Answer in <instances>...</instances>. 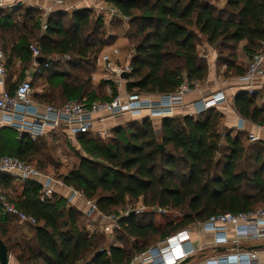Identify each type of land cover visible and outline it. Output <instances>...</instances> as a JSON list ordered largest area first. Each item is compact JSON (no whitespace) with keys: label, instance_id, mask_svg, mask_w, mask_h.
<instances>
[{"label":"trees","instance_id":"16d2710c","mask_svg":"<svg viewBox=\"0 0 264 264\" xmlns=\"http://www.w3.org/2000/svg\"><path fill=\"white\" fill-rule=\"evenodd\" d=\"M108 1L127 17L131 70L125 79L126 91L156 95L174 91L184 79L204 80L207 62L198 51L203 40L217 50V61L226 64V71L242 74L245 67L234 64L239 43L244 41L242 49L250 55L264 41V0H225L220 9L210 0ZM13 6L14 11L12 6L3 7L11 9L6 11L0 8V47L6 74L16 59L23 68L30 60L31 39L37 38L43 57L69 55L40 67L37 75L44 77L46 89L32 94L33 99L58 107L69 99H110L116 93L110 84L108 95L99 94L90 81L95 56L110 38L105 37L100 15L94 17L86 8L53 11L39 35L38 9L20 3ZM17 10L19 19H14ZM22 70L8 90L22 80ZM55 76L60 79L56 81ZM259 95L258 91H241L233 99L238 114L257 124L264 122V104L256 100ZM221 116L216 107H209L195 116L161 117L159 128L143 117L139 122L114 126L113 137L105 143L92 131L76 134L81 150L78 160L56 177L94 200L101 212L116 214L127 203L141 200L147 207L183 213L180 220L161 227L151 220L139 221L135 214L122 217L111 232L112 241L121 244L106 242L103 232L87 235L81 225L84 213L67 205L62 196L40 199L35 182L24 181L20 193L9 195L17 179L0 173L3 194L35 218L33 224H15L16 218L0 209V239L8 253L20 264H128L155 236L159 240L216 213L247 211L264 204L263 152L254 154L250 175L236 170L246 150L241 138L245 134L247 139V132L231 134L221 128ZM40 138L33 139L25 132L17 135L15 129L3 126L0 155H14L46 171L43 160L36 158L44 144ZM247 184L252 185L254 194L240 192ZM130 239L136 242L130 244Z\"/></svg>","mask_w":264,"mask_h":264},{"label":"built area","instance_id":"2783aa9c","mask_svg":"<svg viewBox=\"0 0 264 264\" xmlns=\"http://www.w3.org/2000/svg\"><path fill=\"white\" fill-rule=\"evenodd\" d=\"M55 3L68 1L81 2L84 0H53ZM18 0H0V8L11 7ZM73 9L74 3L71 5ZM109 16L120 14L115 5L107 8ZM50 11L43 9L40 15V28L46 27V17ZM127 19L126 16H124ZM31 58L42 56L37 44L28 46ZM118 47L112 46L109 50H101L95 56V63L103 66V78L106 80H125L121 77L123 72H129V61L116 63L113 57L119 55ZM69 55L61 54L54 57L46 56L39 62L40 67H48L52 61L68 59ZM264 76V41L259 49L248 55L245 71L236 78V86L241 91L253 94L262 85L260 103H264V85L257 79ZM5 58L0 47V125H8L15 129L17 135L27 133L31 138H36L47 131H66L69 139H74L79 132L92 131L99 135L105 132L95 126L103 124L109 118L122 115L130 117L159 118L174 116L176 110L195 116L209 107H216L224 102L227 97L222 90L204 91L200 88V81L182 80L172 92L163 94H140L137 91H119L110 99H69L60 106L41 104L32 98L33 87L30 79L20 80L12 91L5 87ZM92 78H95L92 75ZM198 90L200 96L195 101L187 102L185 94ZM242 121L244 118H240ZM250 142L264 141V122L256 125L254 132H247ZM0 173L8 174L16 179L35 182L39 185L40 199L49 197L54 182L62 184V180L49 172L40 170L35 165L22 160L14 155H0ZM70 187L68 201L80 198L85 203L84 216L86 223L83 230L87 235L96 230L111 234L118 227V220L128 216L131 212L142 210L145 205L140 203L136 207L126 205L116 214H104L92 199H87L81 191ZM139 201V200H138ZM0 209L16 218L20 223H35L32 215L17 208L0 189ZM159 210L164 208L159 207ZM103 218L110 223L102 224ZM98 222L100 225L98 226ZM199 231L209 232L214 244L223 245L224 250L218 252L207 260L206 264H264V208L247 211H225L211 215L200 221ZM242 241L256 243L255 248L246 249L240 245ZM197 247L189 237V229L181 228L171 235L160 240L154 246L134 257L128 264H179L182 260L195 255ZM9 257V253H8Z\"/></svg>","mask_w":264,"mask_h":264},{"label":"crops","instance_id":"0c3cea01","mask_svg":"<svg viewBox=\"0 0 264 264\" xmlns=\"http://www.w3.org/2000/svg\"><path fill=\"white\" fill-rule=\"evenodd\" d=\"M225 1V0H222ZM18 3H20V5H22L23 7H35L38 9L39 14L41 15V13L43 12V9H48L50 12L53 11H71L74 10L71 5L74 3V7L75 9H82V8H86V9H90L93 12V16L97 17V16H101L105 27H108L109 29V40L111 43L108 44L109 46H116L114 43L118 38H122L124 43L126 44V31L128 28V24H127V19L124 18V15H122L120 12V14H116V15H112L109 16L108 14V10H106L105 8H107L111 3L108 0H84L81 2H73V1H68V2H63V3H55L53 0H18ZM212 3V2H211ZM49 12V13H50ZM48 13V14H49ZM118 21L119 23H123L124 25V29L122 27H120V25L117 29V31L114 30L113 28V22ZM121 21V22H120ZM125 39V40H124ZM243 42H240L238 47L236 48V58L234 60V64L235 65H241L242 67H245L247 64V59H248V53H246L243 49H242V45ZM122 43V47H118L120 53L117 56L113 57V61H115L116 63H124L126 61H129L130 55H131V50L130 49H124L123 45H125ZM106 45V47L108 46ZM104 50V49H102ZM198 51L200 56L204 57L206 62H207V75L205 77L204 80L200 81V88L204 89V91L206 92H210V91H215V90H222L224 92V94L226 95L227 99L220 103L219 105L216 106L217 110L222 114L221 116V124L224 128L229 129L231 132H235L237 130H244L246 132H254L256 130V125L257 123L252 122L249 119L244 118L243 121L240 119L241 116L238 114L237 110L235 109L234 106V96L238 93L241 92V90L236 86V78L241 75V73H232L231 71H226V64L225 63H219L217 61L218 58V54H217V50L212 47L211 45H209L208 43H206L204 40L202 42V44L200 46H198ZM38 61L35 59V61L30 57V60L25 64L24 68H23V64L20 62L19 59H16L13 62V65L10 66L7 69V74H6V83H5V87L11 86L15 79L18 77V75L20 74L22 68V79L26 78V79H30L32 82V87H33V92L34 93H41L46 89V81L44 79V77L42 76H38L37 74L40 72V66L38 65ZM96 65L98 66V68H100V72H98V75H102L104 73L103 70V66L98 65L96 63ZM93 73V74H92ZM92 75L95 76V72H91V79H95L92 78ZM260 83L262 82V84L264 85V76L260 77L257 79ZM112 84L115 86L116 90L119 91H125V82L126 80H116V79H112ZM19 82V81H18ZM17 82V83H18ZM16 83V84H17ZM16 86V85H15ZM14 86V87H15ZM262 87V85H261ZM258 87V92L259 94L261 93L262 88ZM200 96V93L198 90H194L191 91L187 94H185L184 99L187 102L190 101H195L197 99V97ZM35 100V99H34ZM258 100V99H256ZM36 102H38L37 100H35ZM40 103V102H38ZM260 104H264V103H258ZM184 113H182V111L180 110H176L175 111V115H182ZM128 116V115H127ZM126 117V115H122L116 118H109L107 119L103 124H98L95 126L96 129H102V130H107L109 129V125L114 126V125H121L120 121L122 119H124ZM130 117V116H128ZM130 118H134V117H130ZM160 118H152L153 119V124H156V128H159V122H160ZM243 118V117H242ZM151 119V120H152ZM155 119V120H154ZM6 126L9 127L8 125H0V128ZM66 133V136L68 137L69 134L64 131ZM50 137L53 139H60L61 138V132L59 131H47V133L40 135L38 137ZM24 185V182H23ZM23 188V186H22ZM21 188L19 193L21 192ZM70 194V187L68 185H65L64 183L62 184H58L56 182H54L52 184V190L50 192V195H56V196H62L64 197V199L66 200L67 205H72L74 206L76 209H78L81 212H84L85 209V203L82 199L80 198H75L72 201H68L67 197ZM85 224V223H84ZM84 227V225H83ZM108 236V234H106ZM191 241L193 242V244L197 245V246H203L206 245L210 239H211V235L209 233H198V232H193L190 235ZM207 246V245H206ZM207 249H205L203 252L198 253V255H191L189 257H187V262L186 264H206L207 260H209V258L211 256H207ZM9 259L10 264H20L13 255H11L9 253Z\"/></svg>","mask_w":264,"mask_h":264},{"label":"rangeland","instance_id":"374dc122","mask_svg":"<svg viewBox=\"0 0 264 264\" xmlns=\"http://www.w3.org/2000/svg\"><path fill=\"white\" fill-rule=\"evenodd\" d=\"M210 2H212L213 6L216 9H220V8L224 7V4H225V1H222V0H210ZM15 8H16L15 6L11 7V9H13V11ZM11 9H9V8L4 9L3 8V10H5V11L11 10ZM19 13H20V10L15 11L13 13V18L19 19V17L17 16ZM117 25L118 26L120 25V27H122V28L124 27L123 23H119L118 21L114 20L113 28L115 31H117V29H118ZM105 29H106L105 37H108L109 29H108V27H105ZM42 30L43 29H41V28L38 30L39 35L42 34V32H43ZM125 41H126V44L124 43L123 39L120 37L115 41L114 44L118 47H122V43H123V44H125V45H123L124 49H130V44L127 43V40H125ZM30 43L36 44L37 38L31 39ZM110 43L111 42L109 41V44ZM110 47L111 46L108 45L107 47L104 46L102 49L109 50ZM56 55L57 54L50 55V56L54 57ZM58 61H61V60L59 59ZM59 65H61V63H59ZM99 70H100V68H98L96 63L93 62L91 72H95V79L93 80L90 78L91 79L90 81H91L92 85H94L97 88L99 94H104V95L107 94L108 95L111 91L110 84H112V81L104 79L102 75H98V72H100ZM59 79H60L59 76H55L56 81ZM262 92L263 91L261 90V93ZM261 93L257 98L258 103H260ZM140 119H141L140 117L130 118L126 115V117L124 119H122L120 121V123H121V125H125L126 123H129L131 120H137V122H139ZM152 121H153V119H152ZM112 125L111 126L109 125V129H107V130L100 129V131L105 132L104 135H100L101 142H104V143L108 142L110 140V138L113 137V132L111 129L116 125H114V126H112ZM153 125L156 128V124H153ZM219 126H221V128H222L221 123ZM233 133L234 132H231V134H233ZM75 137H76V135H75ZM241 139H242L243 145H244L246 150H245V153L242 155V158H241L236 170H244L248 175H250V172L252 171V169L254 167L253 156L257 151L263 152V155H264V143L259 144V143H255V142H249L246 139L245 134L242 136ZM39 140L41 141V143L43 142L44 144L40 147V149L36 153V158L43 160V162L45 163V166H44L45 170L47 172H49L50 174H52L53 176L56 177L57 175L68 171L72 167V165L77 162V160H78L77 153L81 152V150H80V148L76 142V138L69 139L63 130H61V138L60 139H53V138L44 136V137L40 138ZM32 161L35 163V160H32ZM23 182H24L23 180H19V179L14 181V188H13L12 192H9L8 194L12 196L14 194L19 193L20 188L22 189ZM240 192H245L247 194H254L255 190H253L251 184H247L246 186L241 188ZM140 203H142L141 200H139L135 203H132V202L127 203L126 205H129L130 207H136V205H139ZM123 208L118 210V212L122 211ZM158 208H159V206H156V205L155 206H148V207L145 206L142 210H139L136 212H131L130 214H135L137 219L139 221H142V222L151 220L154 223V225L159 226V227L165 225L167 222H176L182 218L183 213L181 211H179L178 209H165L164 208L163 210H159ZM263 208H264V204L258 203L256 205H254L253 209L256 210V209H263ZM13 221L15 224H19V222L16 219H13ZM99 221H101L102 224L110 223V221L108 219H105V218H103L102 220L101 219L98 220V222ZM98 222H96V223L99 226L100 224ZM84 223H86V217L85 216H84V219L82 220L81 225H84ZM199 223H200V221H196V222H193V223L183 227V228L189 229V237H190L191 233H193V232L204 233L202 231H199V225H200ZM96 231L103 232V231H99V230H96ZM103 233H105V232H103ZM205 233H209V232H205ZM105 234H108V233H105ZM105 237H106V239H105L106 242L111 241L114 244H119V243L121 244L122 243V242L118 243V242L112 241L113 237L111 236V234H108V236L105 235ZM160 240L161 239L158 240L157 236L151 238L148 241V244L150 245L149 247L156 245L157 243L160 242ZM135 242L136 241L134 239L129 240L130 244H133ZM142 242H143L142 240L138 241V244H141ZM206 245H203V246L195 245L197 247L195 255H198V253H201L205 249H207L206 255L212 257V256L216 255L218 252L224 250L223 245L214 244L212 236H211L210 241ZM240 245L242 247H245L246 249L247 248L250 249L252 247L255 248L254 245H256V243H253L250 241H242V242H240ZM137 256H139V254L135 255V257H137ZM10 261L11 260L8 259V264H10Z\"/></svg>","mask_w":264,"mask_h":264},{"label":"water","instance_id":"95a60500","mask_svg":"<svg viewBox=\"0 0 264 264\" xmlns=\"http://www.w3.org/2000/svg\"><path fill=\"white\" fill-rule=\"evenodd\" d=\"M44 57L43 56H39L36 58V60L38 62L43 61ZM121 77L126 79L128 77V73L127 72H123L121 74ZM159 148L162 149V145L159 144ZM8 251H7V247L4 244V242L0 239V264H8ZM187 262V258L182 260L179 264H186Z\"/></svg>","mask_w":264,"mask_h":264}]
</instances>
